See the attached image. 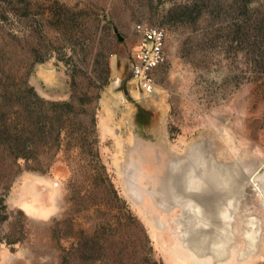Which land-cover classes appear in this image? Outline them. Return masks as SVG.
<instances>
[{
	"label": "rangeland",
	"instance_id": "1",
	"mask_svg": "<svg viewBox=\"0 0 264 264\" xmlns=\"http://www.w3.org/2000/svg\"><path fill=\"white\" fill-rule=\"evenodd\" d=\"M0 264H264V0H0Z\"/></svg>",
	"mask_w": 264,
	"mask_h": 264
},
{
	"label": "built area",
	"instance_id": "2",
	"mask_svg": "<svg viewBox=\"0 0 264 264\" xmlns=\"http://www.w3.org/2000/svg\"><path fill=\"white\" fill-rule=\"evenodd\" d=\"M135 29L139 42L130 65L129 86L147 97L155 93L157 72L167 62V33L164 28L148 23H138Z\"/></svg>",
	"mask_w": 264,
	"mask_h": 264
},
{
	"label": "bare ground",
	"instance_id": "3",
	"mask_svg": "<svg viewBox=\"0 0 264 264\" xmlns=\"http://www.w3.org/2000/svg\"><path fill=\"white\" fill-rule=\"evenodd\" d=\"M135 165V164H134ZM134 168V166H133V164L131 165V168H130V170L131 169H133ZM177 168V167H176ZM162 170V169H161ZM183 174V173H182ZM155 175V174H154ZM181 175V174H180ZM185 175H186V173H185ZM154 178V177H153ZM163 178V177H162ZM186 179V178H185ZM161 180V179H160ZM204 180V179H203ZM192 181H193V179H192ZM176 182V181H175ZM132 183V182H131ZM162 184H163V182H162ZM161 184V185H162ZM163 187H164V189H165V186L164 185H162ZM206 186V185H205ZM173 188H175V187H173ZM180 189V188H179ZM185 189V188H184ZM168 191V190H167ZM169 191H172V190H169ZM190 191V190H189ZM192 191V190H191ZM204 191V190H203ZM196 193V192H195ZM153 194H155V193H153ZM202 194H204V193H202ZM211 194H212V192H211ZM190 195V194H189ZM201 195V194H200ZM207 195V194H206ZM169 196V195H168ZM198 196V195H197ZM196 196V197H197ZM217 196V195H216ZM194 197H195V195H194ZM208 197V196H207ZM206 198V197H205ZM210 198H211V196H210ZM214 199V198H213ZM211 202H212V200H211ZM176 205V204H175ZM191 205V204H190ZM174 208V207H173ZM192 208V207H191ZM194 211V210H193ZM192 211V212H193ZM209 211H211V210H209ZM212 212V211H211ZM196 213V212H195ZM195 218V217H194ZM212 219V218H211ZM179 222H180V227L181 228H183V220H182V218L180 219V218H178L177 219ZM203 220V219H202ZM211 222V221H210ZM161 224H163V222L161 221ZM192 229V228H191ZM209 229H211V228H209ZM192 231V230H191ZM194 231V230H193ZM208 231V230H207ZM209 232V231H208ZM207 232V233H208ZM196 234H197V232H196ZM201 235V234H200ZM203 235V234H202ZM206 236H207V234H206ZM208 237V236H207ZM185 240H186V243L189 245V246H191V247H193L194 249H196L197 251H201L202 249H204V245H206V243H202L201 241H199V240H197L196 241V239H198L199 237H198V235H195L194 233H191L190 234V236H189V234H186L185 235ZM207 240V239H206ZM209 241V240H208ZM202 244V245H201ZM200 246H202V247H200ZM226 249V248H225ZM208 250V249H207ZM212 251V250H211ZM213 252V251H212Z\"/></svg>",
	"mask_w": 264,
	"mask_h": 264
},
{
	"label": "water",
	"instance_id": "4",
	"mask_svg": "<svg viewBox=\"0 0 264 264\" xmlns=\"http://www.w3.org/2000/svg\"><path fill=\"white\" fill-rule=\"evenodd\" d=\"M127 92H128V90H127Z\"/></svg>",
	"mask_w": 264,
	"mask_h": 264
}]
</instances>
